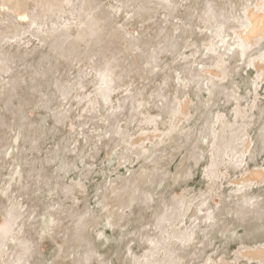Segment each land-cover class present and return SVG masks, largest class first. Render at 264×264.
Listing matches in <instances>:
<instances>
[{
  "label": "bare ground",
  "instance_id": "obj_1",
  "mask_svg": "<svg viewBox=\"0 0 264 264\" xmlns=\"http://www.w3.org/2000/svg\"><path fill=\"white\" fill-rule=\"evenodd\" d=\"M79 1L76 7L79 22L61 25L56 19L66 6L74 4V0H0V134L5 128L12 132L10 138L5 131L0 136V160L3 162L0 165V264H64L63 260L47 258L42 252L44 236L54 232L57 221L48 215L38 224L39 237L34 238L21 221L24 208L12 198L23 188L24 175L15 158L18 149L15 142L24 122L22 116H18L21 125L14 122L8 126L3 114H22L23 106L27 104L26 98L20 95L22 86H27V78L21 77L22 72L28 73L31 83L53 75L58 60L49 53L43 54L44 47L50 52H59V57H87L97 63L98 67L88 81H85L88 75L84 77V73L77 76V79L80 75L84 77L80 84L68 82L63 85L56 81V93L67 99L72 92L83 90L84 82L92 85V90L79 100V104L85 103L79 119H84L85 122L81 121L83 126L94 122L107 123L111 129L108 133L114 129L118 136H122L116 141V146L120 145L131 135L123 133L119 126L120 117L124 115L120 109L129 106V124L136 123L140 117L146 118L148 114H140L146 107V103L140 100V92H135L133 102L128 103V97H123L118 101L122 106L108 109L117 89L123 86L119 76L136 69L134 57L144 60L142 67L148 69V75L155 76L156 67L152 63L157 62L158 57L152 51L138 54L136 51L142 43L129 33V38L126 34L118 36L114 20L123 9L131 11H124L128 17H124V23L143 19L151 11L146 5L156 6L153 9H161L166 13H162L163 17L172 20V31L168 29L166 35L167 50L178 52L181 43L186 45L188 38L196 34V29L198 35H203L204 41L200 39L203 44L194 43V47L190 46V54L182 53L177 71L170 69V73L176 75L179 72L181 75H176L177 89L194 86L196 101L179 102L162 92L158 94L162 101L160 114L147 117L141 126L153 127V136L142 133L124 149L128 151L123 157L126 161L131 157L128 153L141 151L137 155L145 160L148 169L142 170L137 177L143 185L131 187L130 181L114 185L103 195V215L86 212L77 216L75 230L64 235L63 246L68 250L66 256L76 255L77 248L81 252L73 256L69 264H94L95 261L113 264L114 259L118 260L122 255L124 250L118 247L101 254L93 246L88 233L91 223L117 230L119 243L129 238L122 264H264V0H228L227 4L215 0H192L197 5H189L185 16L180 11L182 5L179 1L182 0H139L142 5L136 9L133 3L138 0H112L115 5L107 10L100 0ZM29 3L40 4L41 12L30 14L27 11ZM231 4H235L234 7ZM152 15L156 17L158 11ZM51 16L49 24L40 22L41 18ZM72 27L75 34L65 36L64 33ZM174 27H177L176 31ZM58 30L63 33L56 34ZM28 35L39 45L43 44L29 61L30 53H23L20 49ZM81 43L85 44L84 48ZM15 46L17 50L12 52ZM198 57L203 59L195 67ZM22 64L26 67L20 69ZM116 69H120L119 75ZM164 77L172 75L164 73ZM165 81L167 84L170 79ZM50 83L48 79V88H51ZM49 93L43 96L48 97ZM219 97L224 98V106L214 111ZM15 101H18V108ZM47 102L50 103V99H46L44 105L36 101V105L46 109ZM192 105L195 114L188 111ZM230 106L232 108L227 111ZM55 119L61 124L68 117L56 112ZM18 126L19 131L16 130ZM146 141L151 144L150 148L144 146ZM182 144L188 152L171 172L169 164L166 166L158 159L168 157L174 163L181 155ZM160 145L167 148L174 145L175 152H164L166 147L162 152L155 151L154 148ZM62 151L66 150L58 147L56 157H60V169L65 173L70 166L60 155ZM186 161L195 167L205 163L202 181L198 189L185 188L177 196L171 188L194 180V170L186 167ZM230 172H241L242 175L227 182ZM50 177L35 168L30 171L29 180L43 183L51 190ZM163 186L165 190L158 191ZM75 187V184L67 185L64 192H71ZM215 198L219 203L213 204ZM112 204L118 209H109ZM123 230L126 233H122ZM99 233L101 237L105 236L102 231ZM130 243L142 247V252L135 253ZM209 250H212L210 254Z\"/></svg>",
  "mask_w": 264,
  "mask_h": 264
},
{
  "label": "rangeland",
  "instance_id": "obj_2",
  "mask_svg": "<svg viewBox=\"0 0 264 264\" xmlns=\"http://www.w3.org/2000/svg\"><path fill=\"white\" fill-rule=\"evenodd\" d=\"M202 1V0H200ZM218 3L227 4L228 0H215ZM237 1V0H232ZM244 1V0H243ZM182 5L180 11L183 16L188 12L189 5H197L192 0H182L179 1ZM79 0H74V4L66 6L62 11L63 14L56 19L58 24H64L70 22L76 24L79 22L77 6L79 5ZM101 5L105 10L114 7L115 3L112 0H100ZM142 2L135 1L133 7H140ZM146 5V4H145ZM235 4H231V7H234ZM151 11L143 18H137L134 20H129L124 23V17L126 13H131L130 9H123L126 13L120 12L116 15L114 20L115 30L118 32V36L128 35V33L134 37L136 40L140 41L142 45L138 46V54L146 51H152L156 54L158 59L152 63L156 67V74L148 75V69L142 67L144 60L134 57L137 62L136 69L133 71H128L126 74L121 73L120 69H116V73L121 77L123 86H120L115 95L113 96L112 102L108 105V109L117 108L120 101L123 97H128V103L133 102L132 97H134L135 92H140L142 94L141 101L146 103V107L142 109L143 111L140 114H148L149 116L155 117L160 114V107L162 106L161 98L158 96L159 93L170 96L171 99L176 98L179 102H184L186 100L196 101L194 94L196 90L194 86L184 89H177L178 82L176 81V75H180L179 72L174 75L170 73V69H177L180 66L182 59V53L184 55L190 54L192 51L191 45L194 47V43H202L203 35H198V30L196 29V34L188 38V43L182 45L179 48L178 52L169 51L166 48V35H168V29L172 31V20L167 17H163L162 13L166 15L161 9H153L156 7L154 5H146ZM6 9V8H5ZM27 11L32 15L41 12L40 4L29 3ZM158 15L154 17L152 13ZM161 15V17H160ZM58 16V15H57ZM154 17V19H152ZM51 16L48 19H40V22L50 23ZM128 17H126L127 19ZM85 22V20H83ZM120 24H122V29H120ZM176 25V23H174ZM179 25V23H178ZM61 27V26H57ZM177 27H174L176 31ZM122 32V33H121ZM61 30L56 31V34H62ZM65 36L72 37L75 34V29L72 27L69 31L64 33ZM144 34V37L142 35ZM178 33H176L177 35ZM128 35V38L130 37ZM187 36V34H186ZM127 38V37H126ZM156 39V41H152ZM202 39V41H200ZM123 43V42H122ZM203 44V43H202ZM27 45V46H26ZM43 44H40L29 35L26 36V39L20 45L21 52H29L27 60L29 61L30 56L35 54L36 49H40ZM81 48H84L85 44H80ZM23 47V48H22ZM198 47V45H196ZM200 48V47H199ZM17 47L12 48V52H16ZM135 52V53H136ZM42 53H49L54 59L58 60L57 68L54 69L53 75L51 74L46 80H38L35 83H31L28 78V73L22 72L21 77L27 78V86L23 85L20 95L25 97L27 104L23 106L22 114H3L6 124L9 126L14 122H20L19 117L22 116V121L24 122V127L22 128L21 134L18 135V139L15 144L18 149H16V160L19 161L20 168L23 170V188L16 191L14 197L15 201L20 202L21 206L24 208L21 221L25 226L32 232L34 238H38L40 230L38 229L39 225L46 220L48 215H52L53 218L57 221L54 232L46 233L42 242V252L47 258H57L63 260L64 264H69L73 260V256H77L80 249H75V254L72 257L66 256L68 250L66 246H63L66 237L64 235L70 234L69 231H74V227L77 225V216L82 215L86 212H95L98 216L104 214L102 210V200L103 195L109 193L110 189L114 185H124L130 181V186L134 185L142 186L143 184L137 179L138 174L142 170H148L146 168L145 160L138 157V151L135 153H128L131 155L130 159L126 161L123 157L128 151H124L126 144L129 143L134 138H139L142 136V133L145 135L153 136L152 132L154 131L153 127H147L146 125L142 126V121H145L146 118H139V120L134 124H129L128 117L130 115L129 106L124 105L121 111H123V116L120 117L119 126L122 129L123 133H131L127 141L121 142L120 145L116 146V141H119L122 136H118L115 133V130L111 133H108L110 127L107 123L94 122L88 123L87 126H83L81 121L84 119L80 118L79 115L82 113L83 105L85 103L79 100L82 98V95L88 94L92 90V85L86 84L84 82L83 90L72 92L71 96L67 99H63L60 95L56 93V81H59L61 84L66 85V83L80 84L81 78L86 77L85 81H88L94 75V71L98 64L91 61L89 58H78L72 55H65V57H59L57 51L50 52V49L47 47L42 48ZM177 58V59H176ZM203 58L196 59L195 67L198 66V63H201ZM32 60L28 63L31 65ZM24 64V63H23ZM21 65V68L26 67V65ZM208 68V67H207ZM31 69L29 70V72ZM38 71L41 72L40 69ZM24 73V74H23ZM79 73H84V77ZM164 73L172 75V77H164ZM90 74V75H89ZM26 75V76H25ZM181 76V75H180ZM169 78L166 84V79ZM48 79L50 80L51 88H48ZM126 85V87H124ZM75 86V85H74ZM34 89H31L33 88ZM40 91V95L38 94ZM52 92L53 97H52ZM44 97L43 95H48ZM46 99H50V103L47 102V108L40 107L36 105V101H40L42 105ZM218 106L214 107V111H218L220 107L224 106V98L219 97L217 99ZM135 102V101H134ZM15 106L18 108V101H15ZM122 106V105H120ZM232 106L227 107L229 111ZM107 109V106H106ZM190 114H195L194 105L190 106L188 109ZM59 112L60 115L65 114L68 119L58 124L56 123L55 114ZM16 119H15V118ZM85 122V121H84ZM21 125V122H20ZM109 127V128H108ZM116 127V124L114 125ZM141 127V128H140ZM10 128H5L4 131H1L0 136L4 134L8 138L12 136V132H9ZM18 127L16 130L19 131ZM106 133L108 134H105ZM111 131V129H110ZM4 133V134H3ZM157 140V139H156ZM157 143V142H156ZM146 148H150L151 144L149 141L144 143ZM174 146V145H173ZM170 148L164 145L155 147V151L162 152L164 147H166V153L175 152V147ZM34 147L36 150L31 151L30 148ZM62 150L60 155L66 158L69 168L64 173L60 169V162L56 157L57 148ZM184 144L180 146L182 148L181 155L176 159L174 163H171V159L168 157L160 156L158 159L160 162L169 164V171L173 172L178 161L187 154L188 149H183ZM177 154V153H174ZM64 161V163H66ZM3 162L0 160V165ZM186 167L189 166L194 170L195 176L194 180L188 184H184L180 187L171 188L174 195L180 196L182 194V189L194 187L195 189L199 188L200 182L202 181V174L204 172L205 163L201 164L198 167H195L193 163L186 161ZM5 167V166H4ZM9 169L8 166L5 169ZM35 168L40 169L41 173L48 175L52 179L51 190H48L43 183H33L29 180V175L31 170ZM195 168V169H194ZM12 169V167H11ZM10 169V170H11ZM66 169V167H64ZM6 173V172H5ZM242 173L237 172L232 174L230 172V178L227 182L234 180L235 178H240ZM75 184L76 187L73 191L65 193L64 188L67 185ZM227 185V184H226ZM146 185L145 187H147ZM165 186L161 187L158 191L165 190ZM219 203V199L215 198L213 204ZM112 210H117L118 206L112 204L108 207ZM99 222V221H97ZM1 224V219H0ZM106 229V230H105ZM102 231L105 236L101 237ZM88 233L93 239V246L101 253L107 254L110 249L113 247H118L123 249V253L120 258L114 259L113 264H122L125 259V248L126 243H128L129 238H125L124 241H118L120 233L112 227H102L96 226L95 224H90L88 227ZM122 233H126L125 230ZM108 239V240H107ZM122 240V239H121ZM218 244V243H217ZM132 250L135 253H141L142 247L137 244L132 245L130 243ZM67 250V251H66ZM212 250L208 251L210 254ZM94 264H98L97 261Z\"/></svg>",
  "mask_w": 264,
  "mask_h": 264
}]
</instances>
